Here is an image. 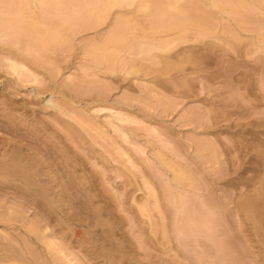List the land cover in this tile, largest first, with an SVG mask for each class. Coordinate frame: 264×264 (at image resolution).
Listing matches in <instances>:
<instances>
[{
  "label": "rangeland",
  "instance_id": "1",
  "mask_svg": "<svg viewBox=\"0 0 264 264\" xmlns=\"http://www.w3.org/2000/svg\"><path fill=\"white\" fill-rule=\"evenodd\" d=\"M0 264H264V0H0Z\"/></svg>",
  "mask_w": 264,
  "mask_h": 264
},
{
  "label": "bare ground",
  "instance_id": "2",
  "mask_svg": "<svg viewBox=\"0 0 264 264\" xmlns=\"http://www.w3.org/2000/svg\"><path fill=\"white\" fill-rule=\"evenodd\" d=\"M116 37H117V36H116ZM10 61L12 62V60H10ZM14 63H15V62H14ZM16 63H18V62H16ZM10 64H11V63H10ZM13 65H14V66H12V68H14V69L16 70L17 67L15 68V66L18 65V64H16V65L13 64ZM18 66H20V63H19ZM22 67H23V66H22ZM24 68H25V67H24ZM14 69H13V71L15 72ZM26 69H27V68H26ZM49 103H50V102H49ZM50 104H51V103H50ZM246 146H247V145H246ZM243 147H244V146H243ZM245 148H246V147H245ZM8 157H9V156H8ZM21 159H22V158H21ZM22 160H23V159H22ZM19 161H20V160H19ZM11 166H12V165H11ZM14 168H15V167H14ZM14 168H13V169H14ZM16 168H17V167H16ZM11 170H12V169H11ZM14 170H15V169H14ZM8 172H9V171H8ZM17 172H18V171H17ZM23 172H24V171H23ZM6 174H7V173H6ZM9 174H10V172H9ZM20 174H22V172H21ZM16 175H17V174H16ZM18 175H19V174H18ZM22 175H24V174H22ZM11 176H12V173H11Z\"/></svg>",
  "mask_w": 264,
  "mask_h": 264
}]
</instances>
